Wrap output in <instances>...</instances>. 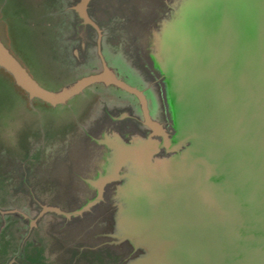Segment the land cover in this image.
I'll return each mask as SVG.
<instances>
[{
	"label": "rangeland",
	"instance_id": "1",
	"mask_svg": "<svg viewBox=\"0 0 264 264\" xmlns=\"http://www.w3.org/2000/svg\"><path fill=\"white\" fill-rule=\"evenodd\" d=\"M234 1V6L264 4V0ZM232 3L89 0L86 11L92 9L89 16L100 28L98 41V31L94 35L90 25L80 20L73 28L77 38L66 29L59 35L54 27L45 28L60 6H42L41 0H0V40L40 86L55 92L91 73L98 48L118 78L148 87L150 114L166 130H198L205 124L201 116L211 127L223 119L220 112L209 110L210 96L229 82L219 59H210L209 72L199 78L208 56L200 51L192 57L197 46L206 40L234 49L232 53L257 55L263 45L261 28L227 26L230 11L224 6ZM220 27L223 38L216 33ZM190 59L189 74L196 78L191 86L188 73H181ZM118 94L114 88L93 84L53 107L30 100L0 67V264H147L155 256L156 264H217L228 239L224 232L219 234L221 229L193 233L182 241L175 235L171 239L177 247H169L165 234L161 240L147 236L154 186L138 157L124 160L118 177L99 187V196H92L91 183L115 158V149L107 142L141 134L134 119L114 120L116 110H131L128 96L119 99ZM94 99L102 104L94 106ZM192 103L201 109L197 118ZM97 106L106 110L102 113ZM226 131L216 129L214 134ZM172 159L163 151L156 153L152 171L172 181L184 169ZM246 165L237 162L233 174H226V187L211 186L213 205L206 213L214 217L213 209L224 213L222 208L233 203L234 187L246 181ZM41 203L59 208L62 214L38 216ZM179 203L173 201L175 207ZM206 213L202 206L186 202L174 208L169 223L189 234L206 224Z\"/></svg>",
	"mask_w": 264,
	"mask_h": 264
},
{
	"label": "water",
	"instance_id": "2",
	"mask_svg": "<svg viewBox=\"0 0 264 264\" xmlns=\"http://www.w3.org/2000/svg\"><path fill=\"white\" fill-rule=\"evenodd\" d=\"M229 1L233 2L232 6H224L230 11L227 26L239 24L246 25L250 29L261 28L258 31L262 37L260 43L263 45L258 54L254 55L232 53L234 49L229 51L217 46L218 43L202 40L193 52L192 57L200 51H204L208 56V61L199 69V78L209 72L210 59L212 61L219 59L227 73L225 82L229 84H224L218 91L213 92L210 96L213 104L211 103L210 109L206 107L213 112H220L223 116L222 122L220 121L213 127L207 123L206 118L201 116L200 121L205 120L202 122L205 124L198 130L189 127L177 132L166 130L150 114L146 96L148 87H137L118 78L98 48V62L96 67L90 71L91 73L81 76L56 92L40 86L1 41L0 67L11 75L14 83L26 92L29 99H38L52 106L66 103L93 84H100L104 89H116L119 94L115 97L119 99L122 98V94L127 95L126 105L131 110L127 111V108L119 112L116 110L114 120L132 121L134 119L133 122L137 125L135 128H138L141 134L132 139L115 137L107 142L108 147L115 149V158L107 170L100 173L91 183L94 191L92 196L95 197L97 194L99 196L97 189L118 177L119 168L124 160L129 157H138L137 159H140L139 161L143 164V172L148 174L154 186V198L147 209L150 213V226L146 229L148 237L154 235L161 240L160 235L165 234L164 241L169 242V247H177L179 244L171 239L175 235H178L182 241L188 240L193 233L209 234L213 229H221L219 234L224 232L225 238L228 239L224 241V253H221L217 264H264V4L234 6L237 2ZM88 2L89 0H82L80 12H82L84 23L90 25L94 35L95 29L98 31L99 41L101 31L89 16L92 9L88 8V13L86 11L87 6H90ZM221 29L222 27L216 33L223 38L224 28ZM227 51L230 54H227ZM191 65L190 59L181 67V73H188V85L190 86L191 83L196 84L195 75L194 79L189 74L193 68ZM131 95L135 96L137 101L132 99ZM100 103L102 104V101L94 99V106ZM192 106V113L196 114L197 118V112L201 109L194 103ZM97 107L101 108L102 113L106 110V107L105 110L103 107ZM244 116L246 119H243ZM207 124L209 127H206ZM216 129H227V131L215 135L214 130ZM160 151L173 155L172 163L174 165L180 163V166L184 167L181 173L174 175L175 178L172 181L163 179L158 171H152V159ZM241 161L247 162V177L246 181L242 180L245 183H238L239 185L234 187L233 203L225 209L222 208L224 213L218 208L213 209L214 217L206 213L205 209L213 205L211 186L226 187V174H233L237 162ZM92 196L90 195L89 198L91 199ZM173 201L174 203L175 201L180 202L176 204L178 207L186 202L202 206L206 213L204 218L207 220L206 224L194 228L189 234H186L180 225L170 224L169 219L172 218L174 208H178L174 206ZM85 205L86 203L83 204ZM18 212L20 211L17 210ZM217 212L222 216L218 217ZM46 213L60 215L62 211L53 206L43 205L38 216ZM157 259L158 257L155 256L153 260L147 261V264H156Z\"/></svg>",
	"mask_w": 264,
	"mask_h": 264
},
{
	"label": "crops",
	"instance_id": "3",
	"mask_svg": "<svg viewBox=\"0 0 264 264\" xmlns=\"http://www.w3.org/2000/svg\"><path fill=\"white\" fill-rule=\"evenodd\" d=\"M82 0H41L42 6H60L59 10L57 7L53 10V13L57 12L56 14H51V22H49V25L46 24L44 27L48 28L49 26H52L55 28L56 33L63 34L64 30L66 29V33L70 34L71 37L76 36L77 33L74 31V26L76 25L75 20H80L84 23L82 12H80V6H81ZM66 6V11L63 8ZM66 12V13H65ZM54 23V24H53ZM63 31V32H62ZM73 39V38H72ZM1 41V40H0ZM4 45V44H3ZM72 50V48L69 49V51ZM9 51V50H8ZM72 56L76 57L75 51H71ZM14 57V56H13ZM15 58V57H14ZM16 59V58H15ZM17 60V59H16ZM18 61V60H17ZM19 62V61H18ZM26 70V69H25ZM27 71V70H26ZM8 73V72H7ZM29 74V73H28ZM10 75V74H9ZM30 75V74H29ZM11 76V75H10ZM81 76H78L80 78ZM12 78V77H11ZM77 78V79H78ZM13 79V78H12ZM76 80V79H75ZM20 88V87H19ZM33 100V99H30ZM35 100V99H34ZM38 100V99H36ZM41 101V100H39ZM43 102V101H42ZM46 103V102H45ZM48 104V103H47ZM50 105V104H49ZM52 106V105H50ZM54 107V106H53Z\"/></svg>",
	"mask_w": 264,
	"mask_h": 264
}]
</instances>
